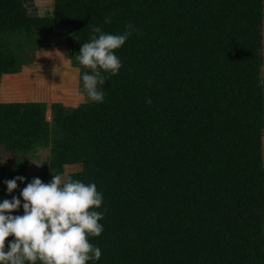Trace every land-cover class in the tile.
Listing matches in <instances>:
<instances>
[{"label":"trees","instance_id":"obj_1","mask_svg":"<svg viewBox=\"0 0 264 264\" xmlns=\"http://www.w3.org/2000/svg\"><path fill=\"white\" fill-rule=\"evenodd\" d=\"M128 24L102 103L12 99L41 36L67 31L83 88L82 44ZM263 62L264 0H0V202L67 173L104 197L88 264H264Z\"/></svg>","mask_w":264,"mask_h":264},{"label":"clouds","instance_id":"obj_2","mask_svg":"<svg viewBox=\"0 0 264 264\" xmlns=\"http://www.w3.org/2000/svg\"><path fill=\"white\" fill-rule=\"evenodd\" d=\"M132 30V24L120 34L105 33L101 27H95L93 32L98 35L82 44L76 59L90 70L82 75L87 99L104 101L103 73H119L122 62L116 50L126 43ZM26 179L17 176L5 180L8 193L18 188L17 181ZM20 196L23 202L19 196L0 202V264H88L100 260L101 248L89 240L104 231L100 223L103 214L97 211L104 197L95 183L74 180L67 173L54 174L49 183L35 177ZM21 206L23 214L13 215ZM10 237L14 238L11 242Z\"/></svg>","mask_w":264,"mask_h":264},{"label":"rangeland","instance_id":"obj_3","mask_svg":"<svg viewBox=\"0 0 264 264\" xmlns=\"http://www.w3.org/2000/svg\"><path fill=\"white\" fill-rule=\"evenodd\" d=\"M54 1L36 0L40 13L42 15L51 14ZM66 33L65 30H56L52 34L41 36L36 42L37 60L26 65L19 75L13 78L8 77V84L21 83L22 90L7 87L4 93H12L14 90L15 94L12 99L15 100L62 102L66 105H71L74 99L87 98L84 89L80 88L76 79L79 68L73 64V59L68 53L65 43ZM262 84L264 87V62ZM50 115H52L51 112ZM49 157V146L34 151L28 162V173H34L40 166L38 164Z\"/></svg>","mask_w":264,"mask_h":264},{"label":"crops","instance_id":"obj_4","mask_svg":"<svg viewBox=\"0 0 264 264\" xmlns=\"http://www.w3.org/2000/svg\"><path fill=\"white\" fill-rule=\"evenodd\" d=\"M72 66H73V65H72ZM74 67H75V66H74ZM75 68H76V67H75ZM78 76H79V74H78ZM78 76H77V78H76V79H77V81H78Z\"/></svg>","mask_w":264,"mask_h":264}]
</instances>
